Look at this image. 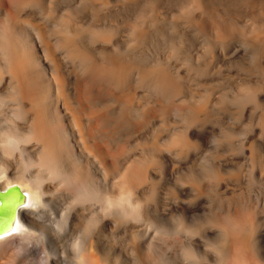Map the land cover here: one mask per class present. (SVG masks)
<instances>
[{
    "label": "bare ground",
    "instance_id": "bare-ground-1",
    "mask_svg": "<svg viewBox=\"0 0 264 264\" xmlns=\"http://www.w3.org/2000/svg\"><path fill=\"white\" fill-rule=\"evenodd\" d=\"M0 125V264H264V0H0Z\"/></svg>",
    "mask_w": 264,
    "mask_h": 264
},
{
    "label": "snow or ice",
    "instance_id": "snow-or-ice-1",
    "mask_svg": "<svg viewBox=\"0 0 264 264\" xmlns=\"http://www.w3.org/2000/svg\"><path fill=\"white\" fill-rule=\"evenodd\" d=\"M0 195H3V194L0 193ZM36 203H38V201L33 200L32 206L35 207ZM21 204H23V196H19V195L17 197L16 203L12 205L11 207H8L6 211L3 207L2 202H0V235L5 234L10 229V225L13 219L15 218L17 214V210ZM5 216H7V220H8V223L6 226L3 225V220Z\"/></svg>",
    "mask_w": 264,
    "mask_h": 264
},
{
    "label": "rangeland",
    "instance_id": "rangeland-1",
    "mask_svg": "<svg viewBox=\"0 0 264 264\" xmlns=\"http://www.w3.org/2000/svg\"><path fill=\"white\" fill-rule=\"evenodd\" d=\"M0 127H1V125H0ZM246 133H247V132H246ZM246 133H243L244 135H243V134H242V135L240 134L241 136H239V137L243 138L244 136H246ZM247 134H248V133H247ZM241 138H240V139H241ZM254 190H255V188L253 189V191H254ZM256 190H257V189H256ZM256 190H255V192L258 191V190H257V191H256ZM257 193H258V194H259V193H261V194L263 193V194H264V190H263L262 192L260 191V192H257ZM259 195H260V194H259ZM57 211H58V210H57ZM57 211H56V213H57ZM54 212H55V211H54ZM54 212H53V213H54ZM49 223H50V222H47V223L44 224V225H47V226L49 227ZM87 232H88V231H87ZM60 234H61V233H60ZM65 235H66V236H65ZM65 235H61V236H64V237H62V238H65V237L68 236L67 234H65ZM61 236H60V239H62ZM68 238L70 239V241H69ZM65 239H66V241H65L64 239H62V240H64L65 242L69 241V242L66 243V244H68V245L65 244V246H64V242L61 240L60 243H59V245L62 246V247H60V249H62V250L59 249V251H60V252H63V253L66 252L67 254L64 253V255L66 254L65 256H67V258H68V257H70V255H69L70 253L68 254V252H71V250H72V247H70V246H73L72 243H74V242L76 241V239L73 238V239H74V241H73V239L70 238V236L67 237V238H65ZM67 239H68V240H67ZM72 241H73V242H72ZM79 241H82V239H80ZM62 243H63V244H62ZM71 244H72V245H71ZM67 246H68V247H67ZM64 247H66V248H68V249H66V248H64ZM69 249H70V250H69ZM66 250H67V251H66ZM127 255L131 256L130 254H127ZM137 262H138V263H137ZM122 263H123V264H141V263L144 264L143 262L140 263V261H132V260H131L130 262H129L128 260H126V261H123Z\"/></svg>",
    "mask_w": 264,
    "mask_h": 264
},
{
    "label": "water",
    "instance_id": "water-1",
    "mask_svg": "<svg viewBox=\"0 0 264 264\" xmlns=\"http://www.w3.org/2000/svg\"><path fill=\"white\" fill-rule=\"evenodd\" d=\"M0 193L3 194V195H0V202H2L4 204V203H6V198L9 195V193L8 192H6V193L0 192Z\"/></svg>",
    "mask_w": 264,
    "mask_h": 264
}]
</instances>
